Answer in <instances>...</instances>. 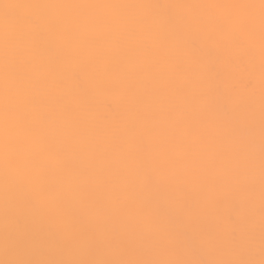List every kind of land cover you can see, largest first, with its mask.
Instances as JSON below:
<instances>
[{
  "label": "snow or ice",
  "instance_id": "1",
  "mask_svg": "<svg viewBox=\"0 0 264 264\" xmlns=\"http://www.w3.org/2000/svg\"><path fill=\"white\" fill-rule=\"evenodd\" d=\"M0 264H264V0H0Z\"/></svg>",
  "mask_w": 264,
  "mask_h": 264
},
{
  "label": "bare ground",
  "instance_id": "2",
  "mask_svg": "<svg viewBox=\"0 0 264 264\" xmlns=\"http://www.w3.org/2000/svg\"><path fill=\"white\" fill-rule=\"evenodd\" d=\"M181 2H200V0H181Z\"/></svg>",
  "mask_w": 264,
  "mask_h": 264
}]
</instances>
